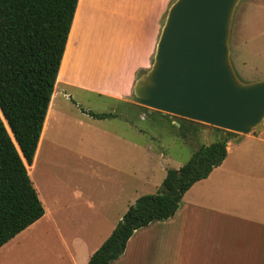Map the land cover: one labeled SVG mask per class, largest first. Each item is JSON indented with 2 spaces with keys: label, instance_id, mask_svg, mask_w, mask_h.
I'll return each mask as SVG.
<instances>
[{
  "label": "crops",
  "instance_id": "1",
  "mask_svg": "<svg viewBox=\"0 0 264 264\" xmlns=\"http://www.w3.org/2000/svg\"><path fill=\"white\" fill-rule=\"evenodd\" d=\"M171 3L172 0H78L54 90L58 86L78 87L100 91L114 99H119L122 93L132 94L135 75L140 69L141 73L146 71L152 63L161 14ZM119 23L130 28L126 36L129 44L121 50L114 49L113 57H117L115 72L109 69L107 74L96 76L93 73L95 64L109 52V47L103 48L96 38L111 30L114 34V26ZM231 45L233 50L231 47L229 52L240 61V41L233 39ZM129 48L132 58L125 61L124 55ZM101 66H105V60ZM90 75L96 76L95 83L86 80L91 78ZM103 79L115 83L119 92L103 87ZM52 113L53 105H50L33 161L27 165L28 174L41 153ZM108 117H115V114ZM108 117L92 118L103 120ZM121 139L127 143L125 149L130 154L131 143H135L131 139ZM53 147L48 149L51 163ZM29 176L43 204L44 214L0 246V264L16 261L24 250L20 239L35 234L38 224L46 216L57 228L69 263L87 264L90 255L108 237L131 204L122 209L119 205L115 208V200L119 203L120 196L97 190H81L67 196L50 178L47 207L38 184L31 174ZM95 183L103 184L101 181ZM85 184V181L79 183ZM160 184L156 185L157 189ZM109 264H264V123L260 131L245 134L241 140L230 138L222 163L207 177L192 184L183 194L175 213L135 229L123 253Z\"/></svg>",
  "mask_w": 264,
  "mask_h": 264
},
{
  "label": "rangeland",
  "instance_id": "2",
  "mask_svg": "<svg viewBox=\"0 0 264 264\" xmlns=\"http://www.w3.org/2000/svg\"><path fill=\"white\" fill-rule=\"evenodd\" d=\"M167 11L161 14V28ZM129 32L128 26L119 23L114 26V34L111 30L96 38L103 48L109 47V52L105 51L101 61L95 64L94 75L103 76L109 69L115 72L117 57H113V51L121 50L129 44L126 39ZM233 39L241 44L240 61L230 53L238 78L243 82L263 80L264 0L238 1L231 25L229 48L232 47V50ZM131 58L129 48L124 60L129 61ZM104 60L105 66H101ZM139 74L141 69L135 78ZM96 76L86 80L95 83ZM114 84L105 79L102 81L103 87L119 92L120 89ZM65 87H55L50 101L53 105V119L46 128L38 160L30 169L31 177L38 184L47 207L51 178L58 188L63 189L61 193L67 196L80 193L81 190L119 195L120 202L115 200V208L119 205L122 209L126 204L133 203L136 200L134 198L156 192V185L161 183L165 169L178 168L199 145L214 141L223 134L215 126L200 122L190 125L182 119L178 120V116L161 114L130 102L126 99L131 93H122L119 99H114L100 91ZM90 111L113 113L115 117L95 120L93 116L90 117ZM182 122L185 128L179 129L178 125ZM123 137L135 143H131L133 150L130 154L125 149L127 143L122 141ZM50 146H54L52 163L48 155ZM82 181L86 183L84 186L79 185ZM95 181L103 184L96 185ZM46 217L38 224L35 234L20 239L24 250L13 264H70L57 228ZM65 225L68 226V222Z\"/></svg>",
  "mask_w": 264,
  "mask_h": 264
},
{
  "label": "trees",
  "instance_id": "3",
  "mask_svg": "<svg viewBox=\"0 0 264 264\" xmlns=\"http://www.w3.org/2000/svg\"><path fill=\"white\" fill-rule=\"evenodd\" d=\"M77 1L0 0V246L44 214L27 165L46 122ZM89 113L95 118L111 115ZM178 127L185 128L183 122ZM214 128L223 134L199 145L178 168H167L157 191L128 206L87 264H109L120 256L135 229L171 217L192 184L222 163L227 141L239 134Z\"/></svg>",
  "mask_w": 264,
  "mask_h": 264
},
{
  "label": "water",
  "instance_id": "4",
  "mask_svg": "<svg viewBox=\"0 0 264 264\" xmlns=\"http://www.w3.org/2000/svg\"><path fill=\"white\" fill-rule=\"evenodd\" d=\"M239 0H174L150 67L127 97L133 103L233 131L241 140L264 120V79L243 82L229 36Z\"/></svg>",
  "mask_w": 264,
  "mask_h": 264
}]
</instances>
